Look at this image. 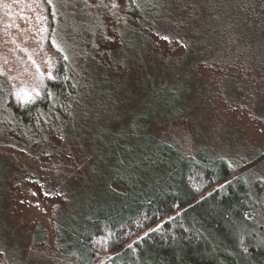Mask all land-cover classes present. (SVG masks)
I'll return each instance as SVG.
<instances>
[{
	"label": "rangeland",
	"instance_id": "374dc122",
	"mask_svg": "<svg viewBox=\"0 0 264 264\" xmlns=\"http://www.w3.org/2000/svg\"><path fill=\"white\" fill-rule=\"evenodd\" d=\"M135 1L141 14L130 18L108 2L50 1L55 41L84 77L76 110L55 129L3 123L0 88V264H79L58 252L56 220L71 251L95 208L150 189L139 146L156 142L155 121L171 114L166 129L190 152L204 147L261 183L264 224V0ZM9 36L0 71L25 90L12 48L32 43ZM137 165L146 179L131 187Z\"/></svg>",
	"mask_w": 264,
	"mask_h": 264
},
{
	"label": "trees",
	"instance_id": "16d2710c",
	"mask_svg": "<svg viewBox=\"0 0 264 264\" xmlns=\"http://www.w3.org/2000/svg\"><path fill=\"white\" fill-rule=\"evenodd\" d=\"M50 1L0 0V36L22 32L35 51L20 43L12 48L26 65L16 75L22 73L21 81L28 83L25 90L0 71L7 115L3 123L42 133L72 116L84 80L55 41V7ZM86 1L108 2L128 17L141 14L130 6L135 0ZM169 82L175 85L174 80ZM164 117L155 121L156 142L149 148L139 146L138 159L147 162L151 174L147 178L155 179L151 188L121 197L113 207L95 208L75 230L71 251L65 248L67 235L57 219L62 239L58 252L79 264H264V224L255 199L261 183L252 182L243 170L204 147L190 152L166 129L175 114ZM14 143L10 144L21 146ZM144 171L140 165L134 169L137 175ZM139 175L131 187L146 179ZM65 183L49 184L60 189Z\"/></svg>",
	"mask_w": 264,
	"mask_h": 264
},
{
	"label": "snow or ice",
	"instance_id": "6c2138e0",
	"mask_svg": "<svg viewBox=\"0 0 264 264\" xmlns=\"http://www.w3.org/2000/svg\"><path fill=\"white\" fill-rule=\"evenodd\" d=\"M165 39H167V38H165Z\"/></svg>",
	"mask_w": 264,
	"mask_h": 264
}]
</instances>
